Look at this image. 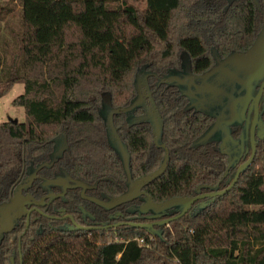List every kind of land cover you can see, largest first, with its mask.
<instances>
[{
	"label": "trees",
	"instance_id": "trees-1",
	"mask_svg": "<svg viewBox=\"0 0 264 264\" xmlns=\"http://www.w3.org/2000/svg\"><path fill=\"white\" fill-rule=\"evenodd\" d=\"M263 22L264 0H0V97L22 83L12 103L25 113L22 122H0V203L40 166L39 174L81 181L86 196L108 200L127 189L122 152L135 180L160 166L165 149L163 173L142 189L154 202L226 188V156L204 138L211 118L189 108L173 83H156L246 51ZM139 81L151 89L157 141L149 120L127 122L140 106L110 116L134 102ZM255 146L227 192L153 228L126 222L170 218L182 206L140 211L141 195L105 209L68 189L53 206L78 225L123 224L65 229L41 217L37 232L31 216L19 245L18 236L0 245V264H12L11 256L13 264H264V135Z\"/></svg>",
	"mask_w": 264,
	"mask_h": 264
},
{
	"label": "flooded vegetation",
	"instance_id": "flooded-vegetation-1",
	"mask_svg": "<svg viewBox=\"0 0 264 264\" xmlns=\"http://www.w3.org/2000/svg\"><path fill=\"white\" fill-rule=\"evenodd\" d=\"M212 68L215 71L208 75ZM242 77L243 70L239 69L228 56L223 59L215 57L213 65L203 72L193 73L187 69L178 74L165 73L158 77L156 83V85L173 83L177 86L180 94L187 99L189 108L196 112H202L211 118L212 122L206 134L212 128L217 130L206 140L217 144L219 151L226 156L227 165L228 160L230 159L231 161L228 169L231 168V170L235 171L239 165L247 160L251 152L249 129L254 115V98L264 80V72L261 77L253 81L255 82L254 86L249 90L244 100L242 98L246 93L245 88L241 95L232 96L229 92L231 87L240 86L236 78ZM140 87H143V89L141 90ZM136 92L137 96L134 100L136 104L130 109L140 106L143 111L140 117L152 118L157 123V111L152 102L151 89L146 84V81L145 83H137ZM236 99L238 101L234 102ZM263 111L264 85L257 102V118L254 124L255 143L258 138L264 135V122L261 119ZM230 114L234 117V120L229 123ZM225 137L227 139L223 140ZM40 167L28 171L25 175H21L12 184L7 200L0 203V245L11 236L13 238L18 236L16 238L19 245L21 236L25 234L29 226L31 216H33V220L38 221L37 232H40L42 228L41 217L57 221L59 227L65 229L75 227L73 223H76V221L73 216L63 213L61 209H57L53 204L54 201L65 196L68 189L78 187L74 186V182L77 180L59 173H52L51 177H45L39 174ZM63 178L66 181H62L61 179ZM79 188L82 189L81 187ZM84 196L91 197L86 196L85 192ZM201 200L196 201L198 203L196 207L203 205ZM48 207H51L53 214L44 211ZM23 223L24 228L18 234V230ZM10 262L14 263L12 256L10 257Z\"/></svg>",
	"mask_w": 264,
	"mask_h": 264
},
{
	"label": "water",
	"instance_id": "water-1",
	"mask_svg": "<svg viewBox=\"0 0 264 264\" xmlns=\"http://www.w3.org/2000/svg\"><path fill=\"white\" fill-rule=\"evenodd\" d=\"M264 29V22L262 25V28L258 34V36L256 37L255 41L253 42V44L251 45V47L249 49H247L244 52H239V53H233L229 56L230 60H232V62L239 68L243 70V77L242 78H236L238 84L242 87L246 89V93L243 96V100L246 99L247 93L249 92V90H251L250 87V83H252L255 79H258L259 77H261L262 73L264 72V52H262V50H264V32L262 33V30ZM215 71L214 68H212L209 72L208 75H210L211 73H213ZM264 85V80L260 85V88L258 90V93L256 94L255 98H254V115L251 121V125H250V129H249V141H250V155L247 158V160L245 162H243L241 165H239V167L236 169L229 185L222 189V190H217V191H212V192H207V193H202L196 196H189V197H174V198H170L167 199L165 201H162L160 203H156L154 202L148 195H146V193L142 190L149 182H151L152 180L156 179L158 176H160L166 166V161H167V151L164 147L163 144H160L161 147H163L165 149V153L163 156V160L160 164V166L153 172L145 174L135 180H132L130 178L129 175V170H128V165H127V157L126 155L122 152V160H123V167L124 170L126 172V176H127V189L126 191H124L123 193H121L118 196L112 197L108 200H101L95 197H85L84 196V192L86 191V189L89 187L86 183H83L81 181H75L74 186H78L81 187V196L87 200H90L92 202H94L95 204L105 208V209H113L117 206H120L121 204L130 202L132 200H134L136 197L138 196H145V201L144 203L140 206V211H146L148 209L153 210L156 213H160L162 211H164L165 209L172 207V206H176V205H181V211L170 218H164V219H160L158 221H154V222H150V223H133V222H126V224L129 225H136L139 227H146V228H153L155 225H162V224H167L172 220H175L181 216H183L189 209V207L191 206V204H193L194 202L198 201L199 199H203V198H214L216 196H220L223 195L225 192H227L237 181L240 172H242L252 161L254 154H255V150H256V146H255V140H254V124L257 118V102L259 99V95L262 91ZM238 99H236L234 102H237ZM136 103H132L130 106H128L125 109H121V108H116L114 110H111V115L113 113H117L119 111H125L130 109L131 107H134ZM230 120L229 123L231 121L234 120V117L230 114ZM113 130V129H112ZM217 130V129H216ZM215 128H212L205 136L204 138H208L210 137L215 131ZM114 131V130H113ZM113 138L118 141V145L119 147L122 148V144L119 141V139L117 138L116 134L113 132ZM159 137V126L157 125L154 129V140L157 141ZM228 137V136H227ZM227 137H225L223 140L227 139ZM222 145V144H221ZM221 147V146H220ZM221 152V151H220ZM59 153V151L57 152ZM221 154H223L221 152ZM231 165V161L230 159L228 160V165L226 168V172L228 170V167ZM225 172V174H226ZM62 181H66L65 178L61 179ZM71 218V216H70ZM75 224V229H107V228H111V227H116L118 225H121L123 223H114V224H108V225H102V226H96V227H86V226H81L78 225L76 223Z\"/></svg>",
	"mask_w": 264,
	"mask_h": 264
},
{
	"label": "rangeland",
	"instance_id": "rangeland-1",
	"mask_svg": "<svg viewBox=\"0 0 264 264\" xmlns=\"http://www.w3.org/2000/svg\"><path fill=\"white\" fill-rule=\"evenodd\" d=\"M2 3H5V1H2ZM13 7H14V15L11 17V24L13 26H15L17 18H16V13H17V9H18V4L17 3H12ZM264 32V29L262 30V33ZM141 82V81H139ZM255 82H252L250 84V87L252 88V86H254ZM140 89L142 90L143 87H140ZM23 92V84L22 83H15L11 86V88L0 97V122H5L8 120H16L18 122H22L25 119V113H24V109L21 106H17L14 105L12 102L13 100L19 96L20 94H22ZM229 92L231 93L232 96H236V95H241L244 92V88H242L241 86H233L230 88ZM157 115V123H155V121L152 118H147L142 117L146 120H149L151 125L153 126V128L155 129V127L158 125L159 126V119H158V114ZM140 116L135 117L133 114H127V122L133 123L134 121H136V118H139ZM115 142V146H118V141H116L114 139ZM235 173V170H232L230 172L231 176H233Z\"/></svg>",
	"mask_w": 264,
	"mask_h": 264
}]
</instances>
